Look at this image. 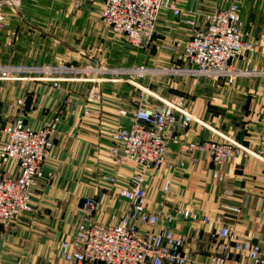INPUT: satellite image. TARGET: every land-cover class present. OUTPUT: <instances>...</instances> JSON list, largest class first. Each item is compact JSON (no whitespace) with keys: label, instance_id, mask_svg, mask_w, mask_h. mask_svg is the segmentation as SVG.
I'll return each instance as SVG.
<instances>
[{"label":"crops","instance_id":"obj_1","mask_svg":"<svg viewBox=\"0 0 264 264\" xmlns=\"http://www.w3.org/2000/svg\"><path fill=\"white\" fill-rule=\"evenodd\" d=\"M39 1L23 0L16 11H6L5 26L0 29V64L57 68L62 65L84 66L90 63V57H98L107 66L117 67L113 59L131 60L133 48L149 52L148 46L131 47L117 37L107 46L111 53L102 58L106 47L102 45L96 17L86 26L82 21L78 25L80 30L77 26L76 30L73 29L74 34L80 32L84 35L85 28H88L90 32L86 39L84 35L80 40L71 38L69 42L61 37L60 42L59 36L54 38L52 35H56V29L62 28L63 33H68V29L88 13L77 11L72 16L67 9L42 7ZM186 1H180L182 9V4L192 9L186 13L209 11H198L201 0H189V6ZM207 1V6L212 9L225 7L231 2ZM249 1L251 3L236 1L240 15L244 14L246 5L257 8L253 0ZM98 5L100 11L102 0ZM51 16L57 19L63 16L65 20L71 18V27L66 29L68 25L62 26V23L49 25ZM172 17L166 9L161 11L152 42L156 50H165L160 55L162 62L175 66L183 63L177 54L189 34V26ZM197 19L199 22V16ZM258 60L264 65V59ZM25 75L27 77L21 79L0 81V123L11 122L19 116L28 126L38 128L56 113L61 114L62 120L50 155L41 164L44 179L37 196L32 199L35 230L24 235L25 224L21 220L14 224L17 229L12 227L8 235H0V264H65L57 242L71 238L76 224L69 215L55 219L52 209L61 204L75 210L79 200L95 195L101 207L94 219L114 223L122 217L127 203L117 195V189L128 186L139 167L129 162H114L110 153V135L118 124L126 123V118L119 115L120 110H129L139 99L150 97L130 85L131 80L125 76L47 75L40 72ZM54 82H57L56 86ZM152 92L182 103L205 123L206 127H203L192 122L182 130L180 134L184 143L216 141L220 133L248 147L257 145L264 117V77L228 81L177 75ZM17 98H22V106L8 107L10 99L15 101ZM214 169L219 171L221 180L212 176ZM107 176L114 177L113 185L104 181ZM144 178L147 206L152 212L163 216L182 208L209 219L207 223L189 218L174 221V233L185 238L183 251L189 257L186 264H197L213 251L211 233L222 225L252 242L264 244V166L257 159L238 155L214 165L203 151L186 152L180 145L170 144L161 166L148 171ZM166 179L170 180V188L163 194ZM229 205L238 207L237 211L230 210ZM44 228L46 233L42 232ZM245 262L242 255H234L230 260L231 264Z\"/></svg>","mask_w":264,"mask_h":264},{"label":"built area","instance_id":"obj_2","mask_svg":"<svg viewBox=\"0 0 264 264\" xmlns=\"http://www.w3.org/2000/svg\"><path fill=\"white\" fill-rule=\"evenodd\" d=\"M180 1L102 0L99 18L112 37H121L132 47H145L152 43L159 15L166 9L175 17L184 16V23L189 26L188 38L182 47L183 63L172 66L170 73L228 81L264 77V69H255L252 59L260 47L259 51L264 50V36L260 45L245 32L236 1L200 13L184 12ZM22 2L0 0V29L5 26L6 11H16ZM78 5L76 2L74 7ZM90 58V63L78 67L38 68L0 64V81L21 79L27 77L25 74L34 72L83 76L111 74L117 77L143 73L123 68L111 69L102 59ZM149 97L139 99L129 110H120L119 115L126 118V123L118 124L110 135V153L114 162H129L139 167L138 172L131 176L129 185L117 189V195L127 203L124 214L115 223L95 221L92 213L99 210L100 202L93 197H84L80 207L85 215L84 221L76 225L71 238L58 242V251L65 264H186L189 261L183 251L185 238L175 234L172 225L179 218L207 223L208 217L182 208L160 216L148 208L146 201L145 174L161 166L170 144L180 145L186 152L203 151L214 165L241 155L253 157L264 166V117L254 147L245 146L220 133L216 141L184 143L180 134L182 130L192 122L203 127H206L205 123L182 103L164 99L155 93ZM22 104V98H17L8 107H20ZM61 120V114L56 113L38 128L28 126L19 116L2 124L0 223H12L33 211L32 199L37 196L44 179L41 164L50 155ZM212 176L222 179L216 169ZM106 180L114 184V177L107 176ZM169 188L170 180L166 179L163 194ZM228 208L235 212L238 207L229 205ZM211 235L213 251L197 264H231L234 255H242L246 260L244 264H264V244L237 235L227 225H222Z\"/></svg>","mask_w":264,"mask_h":264},{"label":"rangeland","instance_id":"obj_3","mask_svg":"<svg viewBox=\"0 0 264 264\" xmlns=\"http://www.w3.org/2000/svg\"><path fill=\"white\" fill-rule=\"evenodd\" d=\"M99 1H101V0H40L39 5L42 7H47V8H52V9L53 8L63 9V10L67 9L72 16L75 15V13L77 11H79L80 13H82V12L88 13L78 23L75 22L72 27H71V25H69V23H71L69 19H71V18H67L65 20L63 16L59 17L58 19L55 16H51L52 18L49 17V21H48L49 25L56 26L57 24L62 23V26L65 24L68 25V27L66 29L71 27V29H68V33H63L64 29H62V28H58V29H56V27L52 28L53 33L56 29V35L52 34V33L51 34L53 35L54 38H55V36H59L60 42H61V37H63L64 41L66 39H68L69 42L71 41V38H73V40H75V39L80 40L81 37L84 35H85V39H86L88 32H90V31H88V28H85L84 35H83V33H80V32L74 34L73 29L76 30L75 26H77V29H78V25L80 23H82V21H84L85 26H86V25L90 24L92 18H94V17L98 18L95 21V23L97 22L98 24H100L101 42H102V45L105 46L107 49V51H106V49L103 50L104 53L101 57L106 58V57H108L109 53H111L110 51H108L107 46L110 44V42L112 41V39L114 37H112L111 34L108 33L104 29L103 24L99 18V5H98ZM231 1L241 2L242 0L241 1L240 0H231ZM245 1H246V3L250 2L249 0H245ZM76 2L79 4L77 8L74 7ZM252 2L257 5V8L252 9L248 5H246V6H244V14H241V16H242V20H243L244 27H245V32L251 38H253L258 44L261 45L262 44L261 40L264 36V0H253ZM208 3L209 2L207 0H204V4H203V0H201V4L198 6V11L212 9L213 8L212 6H211V8L207 6ZM190 4H191V1H189V0L186 1V6H189ZM182 5L184 8L182 10L184 12L192 10L188 7H184V4H182ZM172 18L174 20L180 19L181 21L184 22V16L177 17V18L175 16H173ZM78 30H80V29H78ZM184 32H183V34H184ZM186 37L188 38V35ZM182 38L185 39V36H182ZM153 40H155V34H154ZM183 44L184 43H181V49L177 54L181 57L180 60H182ZM127 45H129V44H127ZM141 49L133 48L131 60L121 61V59L118 57L117 60L113 59V64L117 65V67H111V66H108V67L111 69L121 67V68L126 69V70H131V71H137L138 70L140 72H143L142 74L131 73V74H129L130 76L129 75H127V76L123 75V77L125 76L128 79H130L131 80L130 85L137 88V90L144 92L145 95L149 93L148 95L150 96V94L154 93V92H152L153 89H156L158 86L165 83L166 80H171L172 77L177 76V75H173L172 73H170L171 70H169V69L172 67L171 65H167L166 63L162 62L163 58H161L160 55H161L162 51H165L164 49L157 48V50H156L153 42L150 44V46H148V50H149L148 53L147 52H141ZM158 50H159V52H158ZM259 50H261V47ZM259 50H257V52L252 57L253 62H254L253 66L255 69L256 68L264 69V65L262 63H260L258 60L259 58L264 59V50H262L263 52L259 51ZM156 59H158V61ZM90 60H91V58H90ZM75 67H78V66H75ZM179 76L182 77L185 75H179ZM12 101H13V99L12 100L10 99L8 104L11 103ZM2 124L3 123H0V129H1ZM104 181L106 183H108L109 185H111L106 180V177H105ZM85 197H93L99 201V199L95 195H87ZM78 202H79L78 206L75 208L76 211L72 210L70 208L68 209L67 205L63 206L61 204L59 206L53 208V209L52 208H50V209H52L55 219L60 220V219H63L65 215H69V219H70V217L73 218L72 222H74V224L77 225L79 222H83L85 219L84 212L81 211V209H80L81 204L83 202V198L81 200H79ZM32 205L34 206L33 211L30 214L26 215L25 217H21L19 220L14 221L12 223H5V224L0 223V235H8L11 232L12 227H14L13 229H17L14 224L20 223L21 220H23L21 223L25 224L24 235H28L31 231L35 230V227H34L35 226V220H34L35 204H32ZM100 207H101V205H100ZM99 210H100V208H99ZM98 211L92 213L93 218H94V214L97 213ZM94 220L99 221L98 219H94ZM99 222H102V221H99ZM74 224H73V226H74ZM76 225H75V227H76ZM46 231L47 230L45 228L42 230L43 233H46ZM58 242H57V247H58Z\"/></svg>","mask_w":264,"mask_h":264}]
</instances>
